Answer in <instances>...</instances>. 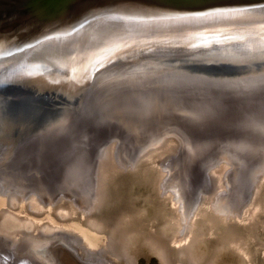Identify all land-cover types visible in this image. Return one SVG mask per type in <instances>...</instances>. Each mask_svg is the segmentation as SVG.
<instances>
[{
    "label": "bare ground",
    "instance_id": "bare-ground-1",
    "mask_svg": "<svg viewBox=\"0 0 264 264\" xmlns=\"http://www.w3.org/2000/svg\"><path fill=\"white\" fill-rule=\"evenodd\" d=\"M61 1L56 0V3H50L51 6L47 8L49 11H55ZM132 2L133 0H128L129 10L120 9L112 13H104V10L97 8L79 17L73 24L61 22L60 25L49 28L51 30L42 32L43 27L47 25L37 21L39 16H36V7L33 6L36 2L17 0L11 6V11L16 9V22L10 19L11 22L6 24V22L3 23L6 15L1 16V10L5 4L9 3V0H0V116L7 117L6 120H0V132L4 136H9L8 133L12 129L17 132L22 128L27 131L34 128L40 132L46 130L44 135L58 133L72 136L70 146L75 151L73 155L63 153L54 156L51 153L48 160L42 159L43 161L37 162V165H41L37 168L40 170L43 168L49 176L54 174L50 172L52 167L49 163L54 161L57 164L54 170L64 169L63 166L67 165L64 171L65 176L61 173L62 178L66 179L58 180L55 173L50 184L52 189L45 190L37 187L39 191L37 192V189L35 191L40 204H53L61 195L62 198L74 201L83 213L89 214L90 210L95 211V207L100 206V196L105 187L103 186L105 184L101 183L102 168L109 163L105 158L109 157L110 149L109 146L108 150L104 146L109 142L112 143V140L120 143L116 144L114 151L112 149L110 156L115 155V159L112 157V160H117L121 167L132 166L138 156L133 157L134 159L130 157L131 143L130 145L128 143L132 141L133 147H140L146 137L165 130L164 134L148 140L141 150L147 148V145L161 144L165 141L164 135L170 134L177 139L176 155L174 154V158L171 156L163 166L165 174L159 188L160 194L171 197L172 205H176L179 211L177 218L186 234L188 225L190 226V215L197 209L198 200L201 201L202 197L197 184L203 180L202 194L215 190L212 174L209 173L208 177L201 175L202 171L205 175L208 171L205 169L207 165L201 164L202 157L218 148L226 147V150L221 151L214 161L209 160L207 163L215 162V165H220V168L221 162L223 165L226 162L232 167L235 166L234 170L228 171L224 177L222 176L223 178H220L224 187H222V193L215 194L211 205L213 214L229 217L233 213L241 212V207L253 194L252 190L255 188L253 182L259 174L264 175V158L249 157L252 151L251 146L261 147L259 144L261 135L251 134L243 125L236 132L223 125L221 120H205V122L203 120L201 121L203 124L197 126L199 131L194 132L199 135L193 138V134L182 131L181 121L169 115L167 116L176 124H162L154 129H145L147 120H140L142 123L127 122L121 125L116 122L121 121L119 116L106 118L104 115L113 111L120 113L133 101L138 104L133 105L134 108L145 110L142 105L149 106L151 101L148 103L139 101L135 93L129 92L130 88H123L124 94H119L121 89H117V94L113 96L109 84L111 81H116L118 72L116 73L115 70L121 69L123 74L128 75L132 74L129 69L131 67L137 71L139 69V73L154 70L155 66L161 65L154 54L170 57L174 62L183 65L186 62H193L199 68L214 71L215 74L225 73L217 77V80H237L238 83L234 85L240 87L238 91L246 87L247 82L244 79L249 82V80H256L255 76H260L259 78L264 81V8H254L249 12H234L239 7L252 4L245 2L235 6L227 5L225 8L230 10L225 12L223 9H209L193 14L157 9L155 10L157 14H148L147 11L150 8L145 5L139 6L141 17L127 25L124 19L131 14ZM88 3L93 6L92 0ZM152 6L162 5L153 4ZM23 9L29 18L27 15L24 18L20 17ZM199 60L200 62L204 60V63H200ZM229 70L235 71L236 74H229ZM90 80H93L88 85L90 87L87 86V90L83 89ZM174 99L162 95L151 99V103L155 100H163L172 104ZM75 106H78L75 112L77 111L83 120H59L58 125L50 126V128L45 125L51 120H43V118L60 115H63L61 118H65L66 112ZM170 127L181 130L177 129V132L173 134L166 130ZM261 127L264 128V123H261ZM220 133H225L228 140H220L218 138ZM85 135H88V138L83 137ZM225 143L227 144L224 145ZM12 145L15 147L14 151L16 149L25 151L32 157L39 151H42L40 152L42 154L47 152L45 147L36 145V138L17 141ZM185 147L191 151L190 156H184L188 154ZM80 150H83L84 157L74 159L75 163L70 164L75 153ZM138 150L140 151V148ZM8 153H3L8 157H6V164L9 163L8 159H13L15 156L13 153L12 156H8ZM1 156L0 159H3ZM37 159H39L38 155ZM246 161L250 164L248 165ZM183 163L186 167L181 169ZM185 170L186 173L183 174ZM193 170L197 172V177L201 176L196 179L197 182H193L192 179L195 180V178L188 174ZM61 174L59 173L58 176ZM18 180L20 181L19 178ZM0 182L6 195L14 191L22 199L27 200V197L33 199V196L25 193L28 189H35V186L26 184L27 188H24L12 179L7 183L5 179H1ZM57 182L63 185L58 186ZM11 186L19 188H11ZM195 188L199 189L197 196H195ZM10 197L15 198V195ZM76 245H78L76 239L71 238L69 234H59L52 240L37 239L35 241L27 237L15 245L1 237L0 264H110L100 256L101 253L96 251L87 252L88 256L84 261L78 256Z\"/></svg>",
    "mask_w": 264,
    "mask_h": 264
},
{
    "label": "rangeland",
    "instance_id": "rangeland-1",
    "mask_svg": "<svg viewBox=\"0 0 264 264\" xmlns=\"http://www.w3.org/2000/svg\"><path fill=\"white\" fill-rule=\"evenodd\" d=\"M255 92H239L237 93L240 94L238 96L233 95L224 101L220 99L214 103L205 101L206 96H208L205 93H197L186 96L189 104L171 106L168 105V101L163 100H155L154 103H151L153 99L162 96V94L165 95L163 92H160L161 95H159L147 91L142 94L140 91L135 93L137 99H140L139 101L147 103L151 101L149 106H147L148 104L142 105L145 110L134 108L133 105L138 104L133 101L120 113L113 111V113H106L104 116L106 118L119 116L121 121L116 122L121 123V125L127 124V122L137 124L138 121L142 123L140 120H147L145 121V129H154L162 124H176L169 118L170 116L181 121L183 123L182 131L193 134V138H197L199 135L194 132L195 130L199 131L197 126L202 125L201 121L203 120L204 122L205 120H221L223 125L236 132L243 125L246 131L251 132V134L261 135L259 144L262 149L251 146L252 151L249 157L252 159L256 156L264 158V128L261 127V123H264V96ZM253 95L260 96L253 97ZM244 100L258 107L255 108L254 112H250L240 105ZM205 104H209L207 105L209 108H201ZM188 106H193V111H189ZM65 115V118H61L62 115L51 119L52 121L47 123L48 126L58 125L59 120H83L77 111H68ZM1 118L0 116V120L7 119V117ZM177 129L181 130L174 127L166 130L174 134ZM14 130L12 129L8 133L9 136H4L0 132V154L9 152L8 156H12V153L15 155L13 159L7 160L8 164L5 163L8 158L7 155H0L3 157L0 159V181L5 179L7 183L12 179L24 188H27L25 185L29 184L35 186V189H26L27 193L25 194L33 196V199L27 197L25 200L16 195L17 193L14 191L6 195L1 186L2 182H0V238L11 242L12 245L20 243V240H25L27 237L35 241L37 239L52 240L59 234H69L71 238L76 239V244L79 245H76V251L84 261H86L89 252L96 251L101 253L100 256L110 264H264V175L259 174L255 179L256 181L253 182V186H255L252 190L253 194L241 207V212L233 213L229 217L217 216L211 212L215 194L222 193V187H224L220 178L224 177L228 171L234 170L235 166L232 167L226 162L223 165L221 162V169L220 165H215V162H207L209 160L214 161L221 151L226 150V147L218 148L202 157L201 164L207 165L205 169L208 171L205 170L206 175L202 174V171L201 175L208 177L209 173L212 174L215 190L202 194L203 180L197 184L200 187L202 197L200 198L201 201L198 200L197 209L190 215V226L188 225L185 234L179 223V218H177L179 211L176 205H172L171 197L162 196L159 188L165 174L163 166L166 165L171 156L176 155L177 139L170 134L164 135L165 141H162L161 144L155 146L153 143L154 145H151L153 148L147 145V148L141 150L148 140L164 134L165 130L152 133L146 137L140 147L135 148L133 147L134 143L128 141V145L131 143L129 152L131 151L132 154L130 157L138 156L132 166L121 167L117 160H112V157L115 159L114 154L110 156L112 149L114 151L117 147L116 144L119 145L120 143L112 140V143L109 142L104 146L107 147V150L109 146L110 154L109 157L105 158L109 163L102 168L101 183L102 185L105 184L103 185L105 187L100 196L101 207H95V211L91 207L92 210L89 214L83 213L74 201L62 198L61 195L55 203L49 205L40 204L37 200V192L39 191L37 187L45 190L52 189L50 184L55 173L56 178H59L58 180H65L66 178H62L61 173L64 174L65 166H67L62 165L64 169L54 170L53 168H56L57 164L54 161L49 163L52 167L50 172L54 173L49 176L43 168L41 170L37 168L41 167V165H37V162L42 159L48 160L51 153L54 156L63 153L73 155L75 151L70 146L72 136L58 133H46L44 135L34 128L28 131L23 128L18 129L17 132ZM218 135L220 140L226 141L228 137L225 133ZM83 137L88 138V135ZM34 138H36V145L47 149L45 154L39 151L36 156L32 157L25 151L13 150L15 147L12 143L27 139L33 140ZM125 145L127 144L125 143ZM134 148L135 150H133ZM185 151L188 154L186 153L184 156H190L191 151L187 147H185ZM37 155L39 159H37ZM72 162L75 163V160L72 159L69 163ZM246 162L248 163V161ZM184 167L186 164L183 163L180 168ZM58 170L61 174L59 176ZM183 174L180 172L181 177ZM188 174L195 178V180L192 179L193 182H197L196 179L201 177H197V172L194 170ZM58 182L56 185H63V181L62 183ZM11 188L19 187L11 186ZM199 189L195 188V196H197ZM11 195H15V198L10 197ZM236 204L238 203L236 202Z\"/></svg>",
    "mask_w": 264,
    "mask_h": 264
},
{
    "label": "water",
    "instance_id": "water-1",
    "mask_svg": "<svg viewBox=\"0 0 264 264\" xmlns=\"http://www.w3.org/2000/svg\"><path fill=\"white\" fill-rule=\"evenodd\" d=\"M89 1L91 0H62L60 4H58L57 10L49 11L47 7H50L51 4H53L54 2L56 3V0H32L33 3L36 2V4H34L33 6L36 7V16H39V19H37V21H39L40 24L44 23L47 25L46 27H43L44 29H42V32H47L51 30L52 29L51 27L54 28L55 26L60 25L61 22H67L68 24H73L79 17L86 15L97 8L104 10L105 11L104 13H112L120 9H123L124 11L125 9L129 10L127 7L128 0H113V1L92 0L93 6H90V3H88ZM134 1H136V3H134ZM157 1L160 2L156 3ZM16 2L17 0H9V3L4 5L3 9L1 10L2 11L1 16L3 15L6 16L8 15V16L4 17L5 21L3 23L6 22V24H8L11 22V20L16 22L15 19L16 9L11 11V6ZM245 2H250L252 4L239 7L234 12L237 11L239 13L246 11L249 12L251 10H254V8H264V0H133V2L131 3L133 5V8H130L131 14L127 18H125L124 21L126 22L127 25L131 24L132 22H136L141 17L139 6H145V5H148L147 7L150 8L147 11L148 14L150 13L157 14L155 11L157 9H164L167 10V12L171 10H176L179 12H184V13L191 12L194 14L198 11H206L209 9H216V10L223 9L225 12L230 10L228 8H225V6L227 5L235 6L236 4L239 3L242 4ZM151 3L160 4L162 6L155 7L152 6L153 4ZM135 8H137V10ZM26 15L27 18H29L28 17L29 15L25 14L23 9V11L20 14V17L24 18ZM186 48H188V46ZM154 56L158 61V63L161 62L159 63L161 65L157 67L155 66L154 70L152 71L145 70L146 71L145 73H142L144 71L139 73V69L137 71L131 67L129 69L132 71V74L128 75V74H123L121 69L115 70L116 73L118 72V75L115 77L116 81H111V83L112 82L114 83L109 84L112 95L114 96L117 94L116 93L117 89H121V91H119L120 92L119 94H124L123 91L125 89L123 90V88H130L131 89V91H129L130 93H137L141 91V93L144 94V92L147 91V92H154L156 94H159L160 92H163L167 98L169 97L174 99V97H176V99L172 101V104H168L171 106H175V105L185 106L186 104H189V101H187L186 96L187 95L190 96L197 93H205L206 95H208L205 98V101H207V103L209 102L214 103L216 100H220V99H223L224 101L225 99L230 98V96L240 95L237 94L239 92L249 93L250 91L253 92L256 91L255 93L264 96V81L263 79L261 80L259 78L260 76L259 77L255 76L256 80L254 81L249 80V82L248 80L244 79L247 82L246 84L244 83L246 87L238 91L240 87L234 85L238 83L236 82L237 80L236 81L231 79H226L221 81L217 80L218 79L217 77H221L225 75V73L215 74L214 71L210 72L203 68H199L197 65L193 64V62H186V64L184 65L181 63H176L170 57L169 58L167 56L162 57L160 56V54L159 55L154 54ZM187 60L192 61V59H187ZM133 62L135 63V61ZM201 62L203 64L204 60H201ZM231 73L236 74L235 71L229 70V74ZM92 82L93 80H90L86 85L83 86L84 87L83 89H86V87L90 85V83ZM89 87L90 86H88V88ZM82 95L84 96V94ZM254 96L257 95H253V97ZM246 101L244 100L242 103H240V105H242L248 111L254 112L255 108H257L258 106L249 104ZM235 103L239 104L237 102ZM207 105L209 104H205L201 108H205V107L209 108V106ZM78 106H75L74 108L69 110V112L75 111L78 108ZM188 107H189V111H193V106H188ZM55 118L57 117L49 116L43 118V120H51ZM48 122L50 121H47L45 125H47V127L50 128V126H48L47 124ZM42 131H43L42 133L46 132V130H42ZM83 157H84L83 150H80L79 152L75 153L73 160L82 159Z\"/></svg>",
    "mask_w": 264,
    "mask_h": 264
}]
</instances>
